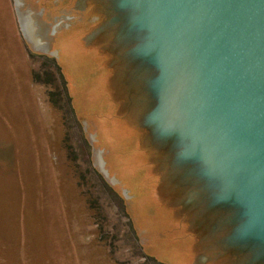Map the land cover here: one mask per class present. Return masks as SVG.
I'll use <instances>...</instances> for the list:
<instances>
[{"label": "water", "instance_id": "obj_1", "mask_svg": "<svg viewBox=\"0 0 264 264\" xmlns=\"http://www.w3.org/2000/svg\"><path fill=\"white\" fill-rule=\"evenodd\" d=\"M12 2L143 251L264 264V0Z\"/></svg>", "mask_w": 264, "mask_h": 264}, {"label": "rangeland", "instance_id": "obj_2", "mask_svg": "<svg viewBox=\"0 0 264 264\" xmlns=\"http://www.w3.org/2000/svg\"><path fill=\"white\" fill-rule=\"evenodd\" d=\"M90 155L57 59L28 49L0 0V249L17 264H166Z\"/></svg>", "mask_w": 264, "mask_h": 264}, {"label": "crops", "instance_id": "obj_3", "mask_svg": "<svg viewBox=\"0 0 264 264\" xmlns=\"http://www.w3.org/2000/svg\"><path fill=\"white\" fill-rule=\"evenodd\" d=\"M16 252L17 251H16V248L14 246L9 247L7 250H1L0 249V264H17ZM52 256L55 257V255H52ZM2 261H3V263H2ZM23 261H24V259H23ZM24 264H25V261H24ZM29 264H35V263H29ZM36 264H39V263H36ZM46 264H53V263H46Z\"/></svg>", "mask_w": 264, "mask_h": 264}]
</instances>
